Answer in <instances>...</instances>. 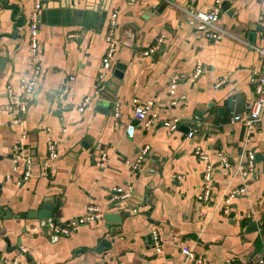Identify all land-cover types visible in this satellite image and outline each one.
<instances>
[{
  "label": "crops",
  "instance_id": "1",
  "mask_svg": "<svg viewBox=\"0 0 264 264\" xmlns=\"http://www.w3.org/2000/svg\"><path fill=\"white\" fill-rule=\"evenodd\" d=\"M217 4L214 26L221 32L212 40L185 9L207 12ZM33 5L0 0V264H264V159L247 168L248 153L264 158V114L251 130L233 120L245 117L254 96L264 0H42L40 75L19 126L7 90L19 91L33 69L24 27ZM113 11L119 47L100 80ZM151 46L155 51L144 55ZM117 62L125 65L121 77L114 75ZM133 98L152 103L148 124L133 119ZM175 118L177 128L167 130L162 122ZM22 133V153L31 161L26 181L24 160L14 161ZM50 141L57 143L55 159ZM144 147L149 152L133 170ZM207 169L210 199L203 202L197 196ZM115 186H130L131 198L115 202ZM240 189L226 205L225 197ZM45 196L58 199L56 223L79 217L88 205L102 217L51 235L46 219L26 215ZM108 214L121 216L120 223L106 220ZM103 238L110 245L97 252ZM183 246L201 262L185 261Z\"/></svg>",
  "mask_w": 264,
  "mask_h": 264
},
{
  "label": "built area",
  "instance_id": "2",
  "mask_svg": "<svg viewBox=\"0 0 264 264\" xmlns=\"http://www.w3.org/2000/svg\"><path fill=\"white\" fill-rule=\"evenodd\" d=\"M34 5L30 13L28 14L27 20L25 21L24 27L27 33L28 38V50L30 54V60L31 64L33 65V69L31 74L24 79H21L20 83V90L19 91H13V89L8 87L7 94L9 97V103H8V110L11 112L12 115V123L15 125L22 126L24 121V116L28 110V107L31 103L32 97L35 92L37 79L40 75V61H39V53H40V47L39 42L37 39L38 35V26L40 21V10L42 9V0H33ZM218 4L215 5L210 11L203 12L201 10H194L192 8L185 9V13L189 16L190 22L194 23L196 26V29L199 32L204 33L206 38L215 40L220 38V29L216 28L214 26L215 22L218 19ZM116 11H113L110 15V21H109V27L107 30V33L105 35V40L107 43L106 51L104 56L101 60V71L99 73V79L103 80L105 77V74L108 70H111L112 68V57L114 56L117 48L119 47V41L115 34V27H116ZM260 26L262 29H264V16L260 19ZM161 39H159L160 41ZM155 51V47L151 46L147 50L143 52L144 55L150 54ZM258 55L261 59V65L260 70L257 74V81L255 83L254 87V96L253 99L246 111L245 117H241L240 115H235L233 117V120L235 121H242L247 127L248 130L255 129L259 126V123L263 117L264 114V45L257 48ZM201 72L200 65L196 66V69L193 73L194 77H197ZM176 80L171 79L168 84V94L170 96L174 95L175 93V86H176ZM86 102H83L80 109L85 105ZM151 102L150 101H141L137 98H133L131 100V107L133 109V119L144 121L145 124H148L147 119V113L151 109ZM113 115L117 119L119 116L118 106L117 104L113 107ZM162 124L166 127L167 130H175L178 125L177 119H166L162 122ZM134 124L129 123L126 127V132L129 137L133 136L134 133ZM189 137L192 136V131L187 134ZM25 138V134H21L19 138L17 139L15 143L14 150L16 151V155L14 157V161L17 162V160L21 157L25 164L26 169L24 171V175L22 177L23 181H26L30 175L28 165L30 164V157L24 156L22 153V146L21 141ZM49 150V159H55L57 158V143L56 141H50L48 145ZM149 152L148 147H144L137 155V159L131 163V168L133 170L137 169L141 163L143 158L147 155ZM196 154L202 159H206L207 157L204 154H200L199 151H196ZM101 160L103 161L104 158L101 157ZM220 160L223 164V167H228L229 161L228 158L225 155H220ZM254 160L253 153H248L247 158V168L249 171L253 170L252 164ZM100 161V165H103V162ZM211 170L207 169L205 173L203 174V191L201 194L197 196V199L199 201H208L209 194H210V180H211ZM243 189L235 190L234 193H230L225 197L224 201L225 204H229V201L233 196H235L237 193L242 192ZM132 196L131 187L127 186L125 188L115 186L111 190V198L117 202L120 203L122 201H126L130 199ZM225 212L227 210L225 209ZM102 215L100 213V210L95 205H88L86 207V211L76 218H71L65 223H56L53 219L48 218L45 222V230L47 233L51 235H62L65 236L72 231L75 230V228L81 224L91 223L95 222L96 220L101 219ZM151 242L153 246L157 250H159V235L156 231H153L151 233ZM181 252L184 255L185 261H197L198 263L201 262L199 258L195 256V254L187 247H182ZM260 263H264V260H261ZM11 264H19L16 260H13ZM230 264V263H228Z\"/></svg>",
  "mask_w": 264,
  "mask_h": 264
},
{
  "label": "water",
  "instance_id": "3",
  "mask_svg": "<svg viewBox=\"0 0 264 264\" xmlns=\"http://www.w3.org/2000/svg\"><path fill=\"white\" fill-rule=\"evenodd\" d=\"M225 8L227 9L228 8V4L225 2ZM40 18H41V14H40ZM125 68V65L123 63H120V62H117L115 64V72H114V75L117 76V77H121V71ZM202 111H196L195 112V115L199 118H202ZM184 127L183 130L184 132H187L189 127L191 126V123H187L186 122H183L182 123ZM184 124H188L187 126H185ZM260 159H264L263 157H261V155L259 153H255V157H254V160L255 161H258L259 158ZM58 206H59V202H58V199L56 197H53V196H45L41 199L39 205L37 206V209L36 210H30L28 211V213L26 214L28 217H37V218H41V219H48V218H52L55 214V211L58 209ZM127 214V213H126ZM105 219L106 220H109L113 223H120L121 221V216H118V215H114V214H108V215H105ZM256 226V223L254 221H251L249 223V227L252 228V227H255ZM110 245L109 241H107L106 239H101L97 248H96V251L97 252H101L104 248H108Z\"/></svg>",
  "mask_w": 264,
  "mask_h": 264
}]
</instances>
